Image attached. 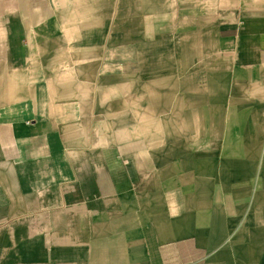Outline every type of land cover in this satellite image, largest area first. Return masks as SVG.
Segmentation results:
<instances>
[{"label": "crops", "instance_id": "0c3cea01", "mask_svg": "<svg viewBox=\"0 0 264 264\" xmlns=\"http://www.w3.org/2000/svg\"><path fill=\"white\" fill-rule=\"evenodd\" d=\"M262 145L264 0H0V264H264Z\"/></svg>", "mask_w": 264, "mask_h": 264}, {"label": "rangeland", "instance_id": "374dc122", "mask_svg": "<svg viewBox=\"0 0 264 264\" xmlns=\"http://www.w3.org/2000/svg\"><path fill=\"white\" fill-rule=\"evenodd\" d=\"M230 118H238V116L236 117L234 113H230ZM264 147V145H262Z\"/></svg>", "mask_w": 264, "mask_h": 264}]
</instances>
